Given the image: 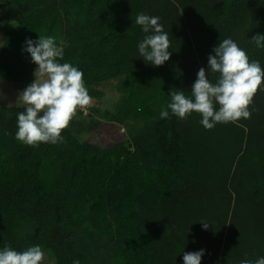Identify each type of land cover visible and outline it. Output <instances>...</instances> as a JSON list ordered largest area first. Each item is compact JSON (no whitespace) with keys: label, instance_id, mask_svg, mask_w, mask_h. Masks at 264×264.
<instances>
[{"label":"trees","instance_id":"obj_1","mask_svg":"<svg viewBox=\"0 0 264 264\" xmlns=\"http://www.w3.org/2000/svg\"><path fill=\"white\" fill-rule=\"evenodd\" d=\"M15 25L0 50V78L33 81L26 38L68 43L61 63L83 72L89 95L116 82L125 117L144 123L126 145L119 121L91 119L81 142L74 123L64 142L31 147L15 139L22 107L0 108V249L39 245L56 264H240L264 257V90L250 119L206 130L201 116L159 113L175 88L190 95L201 67L231 38L264 69V0H0ZM158 16L170 59L139 57L138 14ZM215 83L217 74L209 73ZM264 89V82H262ZM208 222L204 230L200 222Z\"/></svg>","mask_w":264,"mask_h":264},{"label":"clouds","instance_id":"obj_2","mask_svg":"<svg viewBox=\"0 0 264 264\" xmlns=\"http://www.w3.org/2000/svg\"><path fill=\"white\" fill-rule=\"evenodd\" d=\"M158 16L140 13L134 23L145 33L138 43L139 57L153 66H162L170 59V40ZM251 42L257 48H264V35L256 34ZM69 45L59 42L52 36H40L37 40L26 38L23 51L30 54L31 62L37 67L34 80L16 99L23 111L17 116L15 139L27 146L38 147L41 143L57 144L64 142L62 132L68 128L78 111L92 106L83 79V72L70 63L61 61ZM209 73L217 74L215 83ZM264 69L260 62L249 59L245 50L231 38L223 39L208 56V69L201 67L191 86L190 95L184 90L173 89L170 102L162 108L161 119L172 115L185 120L192 113L201 116L200 123L206 130L217 124L236 123L250 119V105L254 96L262 89ZM204 230L208 222H200ZM205 250L184 252L183 264H201ZM44 251L34 245L17 251L5 245L0 249V264H43ZM73 264H80L74 260ZM240 264H264V257L255 261L244 259Z\"/></svg>","mask_w":264,"mask_h":264},{"label":"rangeland","instance_id":"obj_3","mask_svg":"<svg viewBox=\"0 0 264 264\" xmlns=\"http://www.w3.org/2000/svg\"><path fill=\"white\" fill-rule=\"evenodd\" d=\"M15 25L10 22L6 16L5 4L0 3V50L3 46L4 37L8 30ZM34 80V78H33ZM116 82H105L95 86L99 97L93 98L92 106L87 110L78 111L72 119L74 123V132L79 141H83L87 132L84 125L91 119L101 121L117 120L120 123L122 131L126 134V145L130 147L131 140L144 132V123L129 115L125 117L122 109L123 97L115 90ZM23 83L8 82L0 78V108H15L16 99L20 91L24 90ZM43 264H56V254L47 250L44 251Z\"/></svg>","mask_w":264,"mask_h":264}]
</instances>
